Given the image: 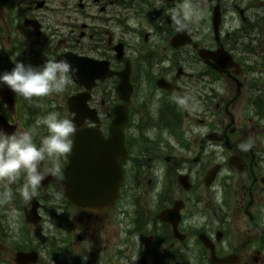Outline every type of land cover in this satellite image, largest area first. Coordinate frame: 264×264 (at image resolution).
Segmentation results:
<instances>
[{
    "label": "flooded vegetation",
    "instance_id": "af4514ba",
    "mask_svg": "<svg viewBox=\"0 0 264 264\" xmlns=\"http://www.w3.org/2000/svg\"><path fill=\"white\" fill-rule=\"evenodd\" d=\"M178 2L0 0V73L10 71L16 60L40 65L45 56L58 59L64 53L104 61L111 75L97 82L90 104L102 108L108 119L121 103L118 74L128 70L132 85L124 127L128 157L118 201L102 216L83 214L85 218L77 219L80 226L84 223L79 247L58 252V257L48 252L45 264H133V257L135 264H177L181 258L186 264H210L211 252L226 260L222 264H264V169L252 148L238 147L244 143L242 137H248L247 129L257 144L258 130H264L257 114L264 113L260 56L264 47L256 55L251 47L239 46L236 33L247 30L240 24L234 34L236 67L223 68L217 55L201 58L200 50L223 47L231 53L229 32L219 31L218 38L211 40L203 29L208 12H203L198 25L184 31L192 41L174 47L171 40L177 31L168 13ZM201 2L205 6L206 0ZM244 6L234 7L240 16L251 15L253 6ZM211 88L223 94L214 104L217 119L212 124L208 122ZM82 90L73 83L62 100ZM177 97L187 98L188 106H178ZM218 138L222 141H210ZM214 142L224 143L244 167L231 179L251 182L239 200L223 196V171L229 168V159L224 160L226 165L219 161L223 155L211 149ZM211 173L214 177L209 179ZM63 175L62 169L52 175L53 183L40 186L36 198L63 200ZM26 208L18 196L0 206V264H14L17 252L34 250V226L26 222ZM52 216L61 239L69 240L64 235L71 230L62 228L64 209L57 205ZM120 233L124 236L113 240ZM112 240L122 248L126 244V249L113 252Z\"/></svg>",
    "mask_w": 264,
    "mask_h": 264
},
{
    "label": "clouds",
    "instance_id": "9594fccd",
    "mask_svg": "<svg viewBox=\"0 0 264 264\" xmlns=\"http://www.w3.org/2000/svg\"><path fill=\"white\" fill-rule=\"evenodd\" d=\"M168 15L175 30L183 32L199 24L203 8L194 0H179ZM74 73L75 69L67 59H49L45 56L40 65L16 60L10 71L0 73V91L7 88L14 96L31 102L33 98L64 93L71 86ZM176 103L180 107L188 106V100L184 97H177ZM0 107L6 105L0 102ZM55 107L53 105V110L35 121V128L46 129V135L39 144L35 142L33 131L20 130L7 134L0 130V206L11 204L17 196L24 205L30 206L46 178L39 169L41 163L46 159L68 157L72 153L76 125L72 119L63 117ZM238 147L247 151L250 145ZM50 171L57 175L61 169L57 164ZM17 184L20 186L14 190L12 186ZM136 260L137 257H133V264Z\"/></svg>",
    "mask_w": 264,
    "mask_h": 264
},
{
    "label": "water",
    "instance_id": "95a60500",
    "mask_svg": "<svg viewBox=\"0 0 264 264\" xmlns=\"http://www.w3.org/2000/svg\"><path fill=\"white\" fill-rule=\"evenodd\" d=\"M74 67V58L67 59ZM101 76H97L99 78ZM95 78V76H94ZM74 80L78 75L74 73ZM127 76H121L119 92L126 97L129 88L126 87ZM72 101V102H71ZM70 101V110L74 111ZM125 123V112L122 108L116 110V118L110 127V135L104 140L97 129H85L75 134L74 147L69 157L66 170V193L70 203L76 207L92 212L106 211L115 201L121 183L120 165L124 159L122 149V127ZM3 127V126H1ZM19 256L33 262V253Z\"/></svg>",
    "mask_w": 264,
    "mask_h": 264
},
{
    "label": "rangeland",
    "instance_id": "374dc122",
    "mask_svg": "<svg viewBox=\"0 0 264 264\" xmlns=\"http://www.w3.org/2000/svg\"><path fill=\"white\" fill-rule=\"evenodd\" d=\"M238 1L239 0H225V1H223V14H224L223 26H224L225 30H227L229 27L235 28V26L239 24L238 14L234 10V5L235 4L238 5ZM255 1H256V3H258L260 0H254L253 2H255ZM199 3H201V0H199ZM205 11L210 12V6H207L205 8ZM209 30H210L209 33L212 34L211 28ZM209 94H210V96L214 95L213 99L210 101L209 121H208V122H210V124H212V121L214 119L215 120L217 119L215 117L217 114L214 113V110H213L214 104H216L220 100H222L223 94L220 92H217V90L214 92V88L213 89L211 88ZM63 96H64V93L61 94V97L60 96H57V97L56 96L55 97L49 96V97L41 98V100L39 98V99H37V104L39 106L37 108L35 107L34 117H32V115H29L26 112H23L24 115L22 114V112H18L17 117H18V119H20V115H21L22 117H24L21 120H25V119L30 120L32 122V124H35V121L38 118H41L42 116L46 115L45 114L46 112L43 115L40 107L47 105L52 99H55V103L57 105L56 111H59L63 117L67 118L68 114L66 113V111H64V109L62 110L60 107V105H62L64 103V100H62ZM47 99H50V100H47ZM195 110H196L195 111L196 114L200 113V107L196 108ZM197 110L199 112H197ZM218 116L221 118V114H218ZM263 121L264 120H261L259 122V124H261V122L263 123ZM225 124H226V122H225ZM34 134L36 135L35 142L40 143V140L43 138L44 135H46V129L44 127H40V128H38V130H36V132ZM263 136H264V134H263ZM263 136H261V137H263ZM213 146L215 147V150H218V152H222L223 147H224L223 145H220V146L213 145ZM263 149H264V144H262V150ZM60 158L61 157L53 159L50 166L55 168L57 166V164H59ZM219 161H223V158L220 157ZM225 171H227V170H225ZM226 173L227 172H224V175H226ZM242 184L243 183H237L236 179H234V178L231 179V176L226 175V188H225L224 195H223V196H225V200H231V201L239 200L241 197V194L244 191V189L242 188ZM245 188L246 189L248 188V184H245ZM83 224L84 223H82V226H83ZM68 225H69V227L71 226V235H72V237L69 239V243L72 244V247H73L74 244H78L75 240V238H76L75 235L80 233L82 226H80L79 222L74 223V221H71V223H69ZM48 227H49V224H46V225L43 224L41 227L36 228L34 230V247H38L40 245V242L43 240L38 235L39 231L42 230L41 232H43L44 234H47L48 231H46V230ZM53 232H55V234L52 235V238L58 239L59 235L57 234V231H53ZM182 259L183 258H181V260L179 259L177 264H182Z\"/></svg>",
    "mask_w": 264,
    "mask_h": 264
}]
</instances>
